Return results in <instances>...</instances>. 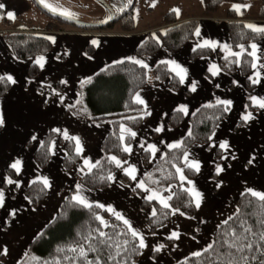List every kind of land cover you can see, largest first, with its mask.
<instances>
[{
  "label": "crops",
  "instance_id": "0c3cea01",
  "mask_svg": "<svg viewBox=\"0 0 264 264\" xmlns=\"http://www.w3.org/2000/svg\"><path fill=\"white\" fill-rule=\"evenodd\" d=\"M151 1L157 7L155 12L150 11V5H147ZM234 3L250 5V7H241L237 12L233 9V5H236ZM10 4H14L15 8L17 7L19 10L26 9L22 0H6L5 8L2 9L6 16L8 12L14 11ZM259 5L260 0L224 1L218 4L213 13H208L204 10L201 0H134L130 30L124 31L116 23L108 30L77 29L66 24L60 26L61 31L43 32L46 38L54 37L55 40L53 42L48 39L50 48L46 52L21 59L13 56L0 34V77L7 80V76L10 75L16 81L12 83L7 80L8 88L0 95V115L5 121L4 125L0 126V184L3 183V187L0 186V189L4 192V204L0 206V223L5 220L20 221V215H27L34 211L24 198L22 188L32 180L41 181V178L47 177L51 186L45 188L44 197L40 201V205L38 204V209L42 206V209L47 212L40 214L39 219L36 217L38 222L42 221V225L52 217L59 201L68 189L73 190L72 197L79 191L89 203L102 204L106 210L111 207L132 224L133 218L136 216L134 209L137 207L139 198L131 193L130 189L140 188L137 185L146 170V166L140 161L138 150L147 149L149 144L155 145L157 149L155 155L150 150L147 151L149 164L153 163L161 155L163 148L168 147L169 144L178 143L182 135L187 132L186 117L197 105L209 100H231L230 111H227L226 116L210 133L211 139L208 138L206 144H192L186 150L190 154L189 158L199 161L201 165L200 171H194V175L188 180L193 181L195 188L203 194L201 203L203 209L195 207L187 225L179 222V213L171 215V221L176 224L177 230H183L185 226L198 228L197 239L184 247H193L196 250L209 242L206 238L207 233L211 235L214 227L233 212L235 195L247 191L249 188L258 192L264 191V130L262 128L264 119L260 118L257 122L255 119L254 123L245 130L246 125L241 119L244 115H241L240 110L245 109L247 114L253 110L246 109L244 105V90L240 74L219 71L217 75L213 76L209 68L213 64L217 65L216 55L189 59L187 54L194 46L202 44L205 40H210L217 42L218 45L215 49L211 48L212 50L218 51L221 55H227V51L222 47L223 44L229 45L224 25L226 10H233L235 18L243 21L246 25L264 26V19L257 17ZM174 9H178L179 14L173 11ZM167 11L172 12L174 21L187 18L197 20L193 39L184 42L174 51H168L160 46L149 55L135 56L133 54L134 47L141 41L146 31L163 24L162 16ZM15 26L25 30L40 29L38 21L30 26ZM197 29L200 31L199 36L195 35ZM253 43L258 46L257 56L259 59L254 60L250 56L251 64L248 77L255 79V73L259 71L260 83H252L247 97L249 103L257 108L250 97L264 98V68L260 67L261 64H264V36L258 41L248 44V51H252L250 45ZM232 51H240L239 46H236ZM41 56L44 57L43 68L36 63V60ZM124 59L133 62L143 61V64L147 65L146 69L159 62L175 61L187 69V75L184 83H181L179 76L172 71V65L164 63L168 70L178 78L179 88L171 90L165 82L146 83L132 95L133 101H135L137 93L145 101L146 108L139 104L144 118L137 127L131 129L137 133L135 137H130L126 132L121 133L122 125L118 126V135L120 137L128 135L131 139L127 145L131 147L132 151L126 152L124 161L127 163L124 164V167L129 165L136 167V180L131 179L122 168V172L130 179V185L121 184L114 177L103 189L88 190L82 186L78 190L77 185L79 184L74 180L72 174L79 171V168L74 166L71 170H64L61 167L62 148L56 138L50 140L49 156L42 168L37 167L34 163L32 150L45 131L60 129V132L55 131L60 138L65 139L64 131H67L70 137L79 138L82 147L79 154L76 151V142L71 140L74 143L80 165L87 168L84 164L85 159L94 163L100 156V141L109 125L106 122L96 124L87 118L75 116L66 110V107L76 102L75 86L78 83L86 80L104 66ZM253 62L257 63L256 68L251 67ZM29 64H35L38 68L37 74L33 77H28L26 74V67ZM193 81L196 82V91L194 92L191 90ZM181 105L186 107L187 112L181 111L183 114L181 121L175 127H168L165 122L167 113L172 109H179ZM257 110L264 112V109L261 108H257ZM147 112L151 114H145ZM239 119L242 120V123L236 125ZM161 126L163 130L157 132L156 128ZM33 136L36 139H32ZM224 141H227V149L219 147L220 143ZM214 148L219 149L220 159H218L219 157L214 159ZM244 151L249 155L240 158L245 154ZM16 160L21 161L19 173L11 168V164ZM181 161L184 164L183 155ZM217 165L224 171L217 174ZM6 167L13 170V178L6 176L4 172ZM7 179L16 181L19 187L16 183L8 184ZM217 184L220 186L217 187ZM186 186L187 188L192 187L187 181ZM140 189L143 194L150 195V192L143 188ZM13 213L15 214L13 215ZM42 225L38 223L32 229L33 233L25 241L24 247L9 251L2 264L15 263L23 254L29 239ZM3 237L4 235L0 233V248H3L4 241H1ZM190 254L193 253L189 252L184 256ZM168 260L166 258L158 264H166Z\"/></svg>",
  "mask_w": 264,
  "mask_h": 264
},
{
  "label": "trees",
  "instance_id": "16d2710c",
  "mask_svg": "<svg viewBox=\"0 0 264 264\" xmlns=\"http://www.w3.org/2000/svg\"><path fill=\"white\" fill-rule=\"evenodd\" d=\"M133 1L131 0V3H129V0H125V3L116 11L109 9L112 18L100 27H83L64 22L56 17H49L77 29L108 30L116 23L120 29L128 31L131 29L132 23ZM224 1L240 2L241 0H201L204 10L208 13H213L218 4ZM121 9L123 10L121 11ZM225 17L224 25L232 50L236 46L244 45L248 51V44L256 42L264 36V33H255L247 28L243 21L235 19L234 12L231 9L226 10ZM257 17L264 19V0H260ZM162 20L163 24L160 27L145 32L141 41L133 49L135 56L149 55L160 46L168 51H174L184 42L193 39V32L197 23L195 18L174 21L172 12L167 11L163 14ZM17 28L0 9V34L15 58L21 59L42 54L50 48L49 40L43 35V32L17 30ZM212 54L216 55V63L220 71L230 73L236 70L240 74L244 90V105L248 109H255L249 103L247 97V92L252 87V82L248 77L251 57L245 52L244 55L239 57L240 62L237 64L233 62L237 57L232 56L226 60L225 57L228 54L221 55L218 51L209 47L198 48L197 46L190 49L187 56L189 59H193L195 57H207ZM120 61L122 63L116 61L104 66L93 73L89 77L90 80L87 78L78 83L75 86L77 100L73 105L66 107V110L75 116L87 118L96 124L106 122L109 125L100 141V156L93 163L96 164L99 161V164L89 172L88 168L80 165L73 141L60 138L54 130H47L32 150V159L37 167L42 168L45 165L49 156L50 140L56 138L62 148L61 167L64 170H71L74 166L79 168V171L72 174L77 184L88 190L103 189L108 186L110 180L107 177L111 175L121 184L130 185L129 177L122 172V168L117 167L109 158L116 156L124 162L127 153L122 149L131 141L128 135H124L123 140L120 139L118 126L124 125L133 129L144 118L141 106L133 101L132 95L146 83L165 82L169 89L177 90L179 81L176 75L170 72L162 62L146 69L131 60L124 59ZM37 72L38 68L35 64H29L26 67L28 77L35 76ZM206 75L208 76L207 73ZM85 81L88 82L85 83ZM7 88L8 81L5 78L0 79V95ZM207 105L213 106L208 107ZM223 107V105H216V101L213 100L197 105L186 117L188 129L178 141V143H181V147L176 149L163 148L161 155L153 163L149 164L148 152L145 149L138 150L140 161L146 166V170L141 176V180L144 181L146 187L160 191L164 196L172 195L173 199L169 203L173 208H179L184 214L193 213L195 206L191 195L184 190L187 188L186 181H181L178 178L176 167H183L184 175L188 179L194 175V170H190L182 164V155L192 144L207 143L210 133L227 114L223 111ZM128 117H135V119H128ZM182 117L181 111L172 109L167 113L165 122L168 127L172 128L181 121ZM240 123V120H237L236 125ZM218 152V148L213 149L214 157L217 156ZM4 172L7 177H14L11 168L6 167ZM153 181H156V183ZM0 186L3 187V183ZM169 186H171L170 190H168ZM130 191L139 197L140 209L150 206L151 212L153 208L157 211L156 217H153L151 213L145 217L148 232H153L169 219L170 210L164 209L157 200L149 201L143 197L140 188L133 187ZM72 193V189L67 190L64 197L59 201L52 217L29 239L23 254L13 264H81L79 258L76 261L71 259L74 254L69 249L83 242L84 237L90 233L92 236L99 238L96 229H102L105 233L112 235L116 242L124 239L129 240V251L124 254L123 259L119 256L116 259L120 261V264H133L140 249L133 251V246L138 245V241L131 237L126 225L104 208L96 207V204H92L93 208L91 209L77 204L71 199ZM166 193L167 195H165ZM22 194L29 206L34 207L44 197L45 187L42 181L32 180L22 188ZM233 203L234 210L229 215L233 216V221L229 225H224L223 221L226 217L218 223L212 230L208 244L220 240L225 230L238 226L239 220H247L249 224L254 225V230H258V222L264 219V201H260L258 198L251 196L249 192L243 191L235 195ZM164 213L168 214L164 215ZM96 216L102 217L109 226L104 228L100 221L96 219ZM205 248L198 251L202 253L201 256L190 254L172 264H207L208 261L213 259V254L210 252L204 253ZM59 249H63V251H59ZM108 252L115 255L112 249H105L104 255ZM95 255V253L89 252L88 259H94ZM65 257H68V259H65ZM108 264H112V262L109 261Z\"/></svg>",
  "mask_w": 264,
  "mask_h": 264
},
{
  "label": "snow or ice",
  "instance_id": "6c2138e0",
  "mask_svg": "<svg viewBox=\"0 0 264 264\" xmlns=\"http://www.w3.org/2000/svg\"><path fill=\"white\" fill-rule=\"evenodd\" d=\"M42 4H44V0H40ZM129 3H131V0H129ZM46 8H49L50 11L56 12L57 9L52 7L49 4H44ZM153 6H155L153 4ZM241 7H250V5H233V9L236 10L237 12L240 11ZM5 5L3 3H0V9H4ZM123 9H121L122 11ZM177 14H179L178 9H174ZM59 14L64 15L66 17H70L73 15L72 13L68 12L67 10L61 11ZM7 17L9 19H14L15 16L12 12L7 13ZM112 17H109L111 19ZM106 22V21H105ZM247 28L251 29L255 33H264V26H257L254 24H247ZM195 35L199 36L200 31L199 29L196 30ZM47 39L52 40L55 42L54 37H47ZM93 43H96V41H93ZM217 42L210 41V40H205L202 44H198L197 47H209L215 49L217 47ZM223 49L227 51L228 55L225 57L227 60L229 57H237V59L233 62L239 64V57L247 53L248 56H252L254 60H258L257 56V51H258V46L253 43L250 45V48L252 51H247L244 47V45H239L240 51L238 52H233L231 50V46L228 44H223L222 45ZM195 50V49H193ZM137 64H141L143 67L147 68L146 64H143V61H134ZM36 63L43 68L44 67V57L41 56L36 60ZM117 63H122V61H119ZM164 63H168L172 65V71L176 73L177 76L180 78V82L184 83L185 77L187 75V69L181 67L178 63L175 61H165ZM251 67L256 68L257 63L253 62ZM261 68H264V64L260 65ZM209 71L212 73L213 76L217 75L220 71V69L217 67V65L213 64L210 68ZM256 78L253 79L252 77H249L251 82L253 84L260 83V73L257 71L255 73ZM0 79H4V77H0ZM158 79V77H157ZM7 80L15 83L16 81L13 79L12 76H7ZM90 80V78H89ZM88 81H85V83ZM191 90L194 92L196 91V82L193 81L191 85ZM135 102L140 105H144L146 108L147 105L145 104V101L141 98L140 94L137 93L135 96ZM251 101L253 102L254 105L258 106L261 109H264V98H257L255 96L250 97ZM79 102V101H78ZM216 105H223V111L227 112L230 111V107L232 105L231 100H221L217 99L216 100ZM208 107H212L213 105H207ZM179 111L182 112H187V109L185 106L181 105L180 108L178 109ZM86 111V109H85ZM147 115H150V112L145 113ZM252 114L248 113L242 117V119L247 122L248 120L252 119ZM128 119H135V117H128ZM5 123L4 118L2 115H0V126H3ZM163 130V127H158L156 128L157 132H160ZM54 131L60 132V129H55ZM128 133L130 137H135L137 135L136 132L132 131L130 128H126L123 125L121 126V133ZM63 135L65 136L66 139H72L76 142L77 148L76 151L79 154L82 151V147L80 146V140L78 137L72 136L70 137L67 133V131H64ZM191 135V133H189ZM215 135V133H213ZM32 139H36L35 136L32 137ZM121 140L124 139V136L121 135L120 137ZM211 139V137H209ZM141 147H143V144H141ZM168 147L170 149H176L181 147V143H175V144H169ZM220 148L222 149H227L228 144L227 141H224L220 143L219 145ZM124 152L130 153L132 151L131 147L129 145H125L122 149ZM146 151H151L153 155H155L157 149L155 145L149 144L147 146ZM190 154L185 151L183 153V161L185 167H187L190 170H194L195 172L200 171V162L195 160V159H190L189 158ZM112 162L115 163L117 167L123 168L125 173L133 180H136V172L137 169L134 165H129L128 167H124V164L127 163V161L122 162L119 160L116 156H112L109 158ZM251 163V161H249ZM84 164L87 166L88 171L91 172L93 168H95L98 164L99 161L96 162V164L91 163L89 160L85 159ZM11 168L15 169L17 173L20 172L21 170V161L16 160L13 164H11ZM83 171V169H81ZM224 169L217 165L216 167V173L219 174ZM176 172L179 173V178L181 181H187L189 185H192L191 188H185L184 190L188 192L192 198L193 202L195 204V207L199 209L201 207V203L203 200V194L198 191L195 188V185L193 181L188 180V178L184 175V168L183 167H176ZM109 180L114 179L113 176L109 175L107 177ZM41 181L43 183V186L45 188L50 187V183L47 177L41 178ZM156 183V181H153ZM8 184H17V187H19V184L16 181H13L12 179H7ZM35 183V181H33ZM138 187L145 189L146 191L150 192V195L147 196V199L149 201L152 200H157L159 204L164 208V209H169L171 215H184L183 212L180 211L179 208H173L172 205L169 203L170 200L173 199L172 195L164 196L161 194L160 191L154 190L147 188L144 181L141 180L138 185ZM220 185L217 184V187ZM82 186L77 185V189H81ZM251 196L258 198L260 201H264V192H258L254 191L253 189L249 188L247 190ZM73 201H75L77 204L85 207V208H93V205L88 202V200L80 194L78 191L76 195H74L71 198ZM4 204V192L2 189H0V206H3ZM96 207L103 208L104 205L98 204ZM109 212H112L113 215L118 220L123 221V224L127 226V231L130 232L131 237L133 239L138 240V245L133 246V251H136L137 249H144L147 247V244L145 242V237L144 235L137 229H134L131 225V223L125 219L120 213L115 212L114 209L111 207H108L107 209ZM239 212V209L237 210ZM15 213H13L14 215ZM168 213H164V215H167ZM151 215L153 217L157 216V211L155 208H153ZM96 219L100 221V224L104 227L107 228L109 225L108 223L100 216H96ZM239 220V218L237 217ZM233 221V216L227 217L224 221V225H229V223ZM97 237L92 236L90 233L88 236L84 237V241L79 243L76 247L70 248L69 251H71L74 255L71 258L73 261H76L78 258L81 261V264H108V262H112V264H120V261H118L116 258L119 256L121 259H123L124 254H126L129 249L128 245L130 243L129 240L124 239L123 241L116 242L114 240L112 235H109L105 233L102 229H96ZM118 235V234H116ZM180 238V233L177 231H173L171 235L169 236V239H179ZM86 243V247H85ZM103 246V247H101ZM164 245H160L156 247L154 250L155 251H160ZM105 249H112L115 252V255L112 254V252H108L106 255ZM5 252L7 251L6 249L4 250ZM59 251H63V249H59ZM92 252L95 253L94 259H88V253ZM204 253H212L213 254V259L207 262V264H264V219H261L258 222V230H254V225L249 224L247 220H239L238 226H233L230 227L229 229L225 230L222 233V238L214 243H210L206 246V248L203 250ZM259 253V255H257ZM194 256H201V252H195L193 253ZM65 259H68V257H65Z\"/></svg>",
  "mask_w": 264,
  "mask_h": 264
},
{
  "label": "rangeland",
  "instance_id": "374dc122",
  "mask_svg": "<svg viewBox=\"0 0 264 264\" xmlns=\"http://www.w3.org/2000/svg\"><path fill=\"white\" fill-rule=\"evenodd\" d=\"M5 1L6 0H0V2L3 4H5ZM44 1L46 4H49L52 7L56 8L57 9L56 12L60 13L61 11L67 10L68 12L73 14L71 15V17L77 18L84 22L96 23V22L104 21L108 17L107 9L103 7L100 0H44ZM22 2L25 3V7H26L25 10H19V8L17 7L16 9L14 4H10V6L14 8V11L12 13L14 14L15 18L11 19L14 25L30 26L31 24L38 21V25H39L38 28L40 29H36V30L32 29L34 32H42L41 30L61 31L62 29L61 27L66 25V24H62L60 22H57L51 19L45 13L37 9L34 6L33 1L22 0ZM123 2L125 3V0ZM225 2H229V1H225ZM153 4L155 5V3H152L151 1L147 5H150V11L155 12L157 11V7L153 6ZM117 7L119 9L120 5H117ZM17 30H22V29L17 28ZM233 72H237V71L235 70ZM257 108L259 109L258 106ZM257 108L255 109L246 108L248 110H253L251 112L253 114L252 115L253 118L248 120L247 122H245L240 116V118L243 120L244 124L246 125L245 130H247L248 127L254 123L255 119H257L256 122L260 118L264 119V116H262L264 115V112H259ZM240 112H241V115L247 114V111L245 109L244 110L241 109ZM241 119L239 120L242 123ZM262 128L264 130V127ZM244 152L245 154L243 156H240V158H243L246 155H249L246 151ZM217 158L218 159L221 158L220 151L218 152L217 156L214 157V159H217ZM170 187L171 186H169L168 190L171 189ZM165 195H167V193ZM142 196L147 198L148 195L146 193L145 194L142 193ZM38 204L32 207L34 211L31 210L32 212H30L27 215H23V214L20 215L19 216L20 221L11 222V220L9 221L5 220L4 222L0 223V233L4 235V237L1 240L4 242L2 243L3 248H0V264H2L5 261L6 256H8L9 251H11L12 249L24 247L25 241L33 233L32 229H34V227L37 226L38 223L39 225H42V221L38 222L36 217L39 219L40 214L45 213L47 211L43 210L42 206L38 209ZM136 205L137 207L136 209H134L136 216L135 218H133L134 221H132L131 225L134 229L139 230L144 235L147 247L144 249H140L138 257L133 264H158V262L166 258L169 259L166 264H172L175 261L185 257L184 256L185 254L189 252L190 253L198 252L199 250L203 249L204 247L208 245L209 242H206L204 246H200V248L196 250L193 247L192 248L184 247L185 245H188L193 240L195 241L197 239L198 228L196 229V227L192 228L189 226H185L183 230H177L175 226L176 224L171 221L172 220L171 214L169 216V219L164 224L157 227L153 232L151 233L148 232L146 224H145V217L151 213V212L149 213V211H151V207L147 206L144 209H140L139 202H137ZM202 209L203 208L200 207V210ZM106 211L113 215V213L109 212L108 210ZM178 216H179L178 217L179 222L182 223L183 225H187L188 220L192 215L191 214H184V215L179 214ZM173 231H177L180 233L179 239H169V236L171 235ZM206 238L207 240L210 241L211 235H208L207 233ZM160 245H164V247L158 252L155 251L154 249ZM5 249L7 250L6 252L4 251Z\"/></svg>",
  "mask_w": 264,
  "mask_h": 264
},
{
  "label": "water",
  "instance_id": "95a60500",
  "mask_svg": "<svg viewBox=\"0 0 264 264\" xmlns=\"http://www.w3.org/2000/svg\"><path fill=\"white\" fill-rule=\"evenodd\" d=\"M33 3L38 7L39 10H41L43 13H45L46 15L48 16H51V17H56L64 22H68V23H72V24H76V25H80V26H83V27H100L102 26L105 21H110L109 17H111V14L110 12H108V17L106 20L104 21H100V22H96V23H92V22H84V21H81L77 18H74V17H66L64 15H61L59 14L58 12H53V11H50L49 8H46L44 6V4H42L40 2V0H32Z\"/></svg>",
  "mask_w": 264,
  "mask_h": 264
},
{
  "label": "flooded vegetation",
  "instance_id": "af4514ba",
  "mask_svg": "<svg viewBox=\"0 0 264 264\" xmlns=\"http://www.w3.org/2000/svg\"><path fill=\"white\" fill-rule=\"evenodd\" d=\"M100 1H101V4L103 5V7L105 9H107V12H109V9H111V11L112 10L116 11L118 9L117 5H120V7H121L124 4V2H123L124 0H100ZM44 4H46L45 1H44ZM34 6H36V5L34 4Z\"/></svg>",
  "mask_w": 264,
  "mask_h": 264
},
{
  "label": "built area",
  "instance_id": "2783aa9c",
  "mask_svg": "<svg viewBox=\"0 0 264 264\" xmlns=\"http://www.w3.org/2000/svg\"><path fill=\"white\" fill-rule=\"evenodd\" d=\"M28 31H31V30H28ZM42 32H45L44 30H41Z\"/></svg>",
  "mask_w": 264,
  "mask_h": 264
}]
</instances>
